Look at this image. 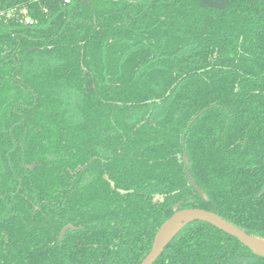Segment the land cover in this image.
Returning a JSON list of instances; mask_svg holds the SVG:
<instances>
[{"label":"trees","instance_id":"16d2710c","mask_svg":"<svg viewBox=\"0 0 264 264\" xmlns=\"http://www.w3.org/2000/svg\"><path fill=\"white\" fill-rule=\"evenodd\" d=\"M0 12V264H140L190 208L264 240V0ZM154 264L264 258L194 221Z\"/></svg>","mask_w":264,"mask_h":264},{"label":"water","instance_id":"95a60500","mask_svg":"<svg viewBox=\"0 0 264 264\" xmlns=\"http://www.w3.org/2000/svg\"><path fill=\"white\" fill-rule=\"evenodd\" d=\"M184 162L187 165V159L184 156ZM198 195L205 201H207L206 195L195 188ZM264 194V188L261 192V196ZM199 221L207 223L225 234L234 237L241 244L247 247L253 254L264 258V247L257 243V240H262L257 237H253L239 229L235 225L224 220L220 216L197 208L183 209L175 212L167 221H165L159 230L157 231L152 247L149 253L144 257L140 264H154V262L162 254L164 248L172 240V238L187 224ZM74 229L71 225H67L60 233L59 240H62L68 230Z\"/></svg>","mask_w":264,"mask_h":264},{"label":"built area","instance_id":"2783aa9c","mask_svg":"<svg viewBox=\"0 0 264 264\" xmlns=\"http://www.w3.org/2000/svg\"><path fill=\"white\" fill-rule=\"evenodd\" d=\"M66 2H68V1H66ZM1 14H2V13L0 12V15H1ZM25 23L30 25V24H32V21H30L29 19H26V20H25Z\"/></svg>","mask_w":264,"mask_h":264},{"label":"bare ground","instance_id":"6f19581e","mask_svg":"<svg viewBox=\"0 0 264 264\" xmlns=\"http://www.w3.org/2000/svg\"><path fill=\"white\" fill-rule=\"evenodd\" d=\"M257 243H259L261 246L264 247V241H262V240H257Z\"/></svg>","mask_w":264,"mask_h":264}]
</instances>
